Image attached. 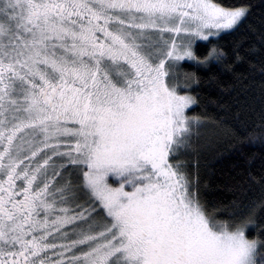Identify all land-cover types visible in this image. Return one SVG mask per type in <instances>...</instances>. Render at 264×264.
Listing matches in <instances>:
<instances>
[{
  "label": "snow or ice",
  "instance_id": "1",
  "mask_svg": "<svg viewBox=\"0 0 264 264\" xmlns=\"http://www.w3.org/2000/svg\"><path fill=\"white\" fill-rule=\"evenodd\" d=\"M203 86L259 105L264 156V6L0 0V264H264V171L201 196Z\"/></svg>",
  "mask_w": 264,
  "mask_h": 264
},
{
  "label": "trees",
  "instance_id": "2",
  "mask_svg": "<svg viewBox=\"0 0 264 264\" xmlns=\"http://www.w3.org/2000/svg\"><path fill=\"white\" fill-rule=\"evenodd\" d=\"M258 15L264 0H249ZM225 36L219 43L230 46L238 38ZM203 45L200 51H205L207 42H198ZM189 70L198 72L206 78V71L190 67ZM199 103L193 105L190 115H204L214 119L220 125V139L211 147H205L198 157L192 158L191 166L196 167L199 161L200 193L210 207L230 208L234 203L259 195L258 189L252 193L246 192L241 186V177L252 173L257 177L264 171V156L258 144H249L245 140L247 129L258 123L253 111L259 110L258 104L245 100L238 93L228 94L215 87L203 86L199 89ZM234 134V135H233Z\"/></svg>",
  "mask_w": 264,
  "mask_h": 264
}]
</instances>
